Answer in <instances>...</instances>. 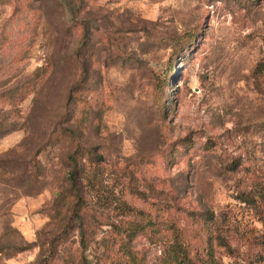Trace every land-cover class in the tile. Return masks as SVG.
Wrapping results in <instances>:
<instances>
[{
	"label": "rangeland",
	"instance_id": "1",
	"mask_svg": "<svg viewBox=\"0 0 264 264\" xmlns=\"http://www.w3.org/2000/svg\"><path fill=\"white\" fill-rule=\"evenodd\" d=\"M176 238L264 264V0H0V264Z\"/></svg>",
	"mask_w": 264,
	"mask_h": 264
},
{
	"label": "trees",
	"instance_id": "2",
	"mask_svg": "<svg viewBox=\"0 0 264 264\" xmlns=\"http://www.w3.org/2000/svg\"><path fill=\"white\" fill-rule=\"evenodd\" d=\"M65 130L70 131L69 129L65 128ZM90 155L92 157L101 158L100 155L95 153L94 151L90 152ZM69 181L71 183L72 190H75L77 197L80 199V193H81V184H80V174H79V165H78V159L74 154L69 155ZM139 229H141L139 227ZM144 229V227H142ZM83 245L86 244L83 243ZM171 249L173 250V254L168 256L167 264H196L195 261L190 257L187 249L185 248L184 244L179 240V238H176L173 242V245L171 246ZM133 259L136 262L135 255L131 253Z\"/></svg>",
	"mask_w": 264,
	"mask_h": 264
}]
</instances>
